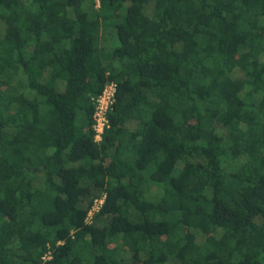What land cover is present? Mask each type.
Instances as JSON below:
<instances>
[{
	"label": "trees",
	"instance_id": "16d2710c",
	"mask_svg": "<svg viewBox=\"0 0 264 264\" xmlns=\"http://www.w3.org/2000/svg\"><path fill=\"white\" fill-rule=\"evenodd\" d=\"M0 25V264H264V0H0Z\"/></svg>",
	"mask_w": 264,
	"mask_h": 264
},
{
	"label": "built area",
	"instance_id": "2783aa9c",
	"mask_svg": "<svg viewBox=\"0 0 264 264\" xmlns=\"http://www.w3.org/2000/svg\"><path fill=\"white\" fill-rule=\"evenodd\" d=\"M117 90V84L114 81H108L104 84L102 91L94 98V110L92 114V130L93 139L95 141L101 140L102 133L109 127L108 112L113 110L115 103V95ZM104 194L100 197L94 198L88 210L87 221H90L95 212H97L103 202ZM49 252L42 258H49Z\"/></svg>",
	"mask_w": 264,
	"mask_h": 264
},
{
	"label": "rangeland",
	"instance_id": "374dc122",
	"mask_svg": "<svg viewBox=\"0 0 264 264\" xmlns=\"http://www.w3.org/2000/svg\"><path fill=\"white\" fill-rule=\"evenodd\" d=\"M102 34H103L102 37L106 38L108 41H110V40L112 41V39H113V33H112V31H111L110 28H107L106 31L104 33H102ZM0 35H1V25H0ZM14 86H15V88L13 90H17V91H21V92H27L26 89H23V88L20 87V85H19L18 82L17 83H14ZM152 188H153V190H157L158 189V186L153 185ZM95 198H97V197H95ZM198 238L200 239L201 237L198 236Z\"/></svg>",
	"mask_w": 264,
	"mask_h": 264
}]
</instances>
